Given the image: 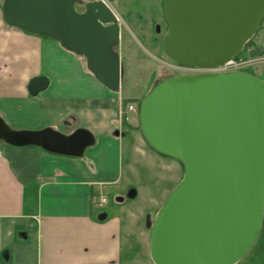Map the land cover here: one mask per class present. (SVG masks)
Listing matches in <instances>:
<instances>
[{
    "label": "water",
    "instance_id": "95a60500",
    "mask_svg": "<svg viewBox=\"0 0 264 264\" xmlns=\"http://www.w3.org/2000/svg\"><path fill=\"white\" fill-rule=\"evenodd\" d=\"M164 10V53L195 68L240 55L264 21V0H165ZM3 18L11 27L59 42L83 57L105 87L121 90V22L105 0H5ZM49 85L46 76L35 77L29 94L37 97ZM140 124L156 152L184 166L183 179L149 224L153 262L242 261L264 226V81L247 72L170 76L142 101ZM0 141L82 158L96 137L85 128L71 134L52 127L17 130L0 117ZM136 194L131 190L128 197Z\"/></svg>",
    "mask_w": 264,
    "mask_h": 264
},
{
    "label": "crops",
    "instance_id": "0c3cea01",
    "mask_svg": "<svg viewBox=\"0 0 264 264\" xmlns=\"http://www.w3.org/2000/svg\"><path fill=\"white\" fill-rule=\"evenodd\" d=\"M4 3L0 0V117L17 130L52 127L71 134L85 128L96 143L75 158L0 141V264H128L124 249L131 230L116 212L101 210L99 195L118 186L125 158L133 159L131 171L137 154L152 166L161 162L174 171L176 185L184 166L149 145L138 119L134 123L129 116L127 128L123 125L121 92L98 81L83 57L9 26ZM260 32L264 56V23ZM38 76L50 85L32 97L28 85ZM127 197L121 194L117 202Z\"/></svg>",
    "mask_w": 264,
    "mask_h": 264
},
{
    "label": "rangeland",
    "instance_id": "374dc122",
    "mask_svg": "<svg viewBox=\"0 0 264 264\" xmlns=\"http://www.w3.org/2000/svg\"><path fill=\"white\" fill-rule=\"evenodd\" d=\"M90 1L95 0H84V3ZM105 1L121 13V40L116 52L124 67V77L119 91L123 97L122 109L125 99L135 101L138 106L142 104L155 85L167 76L190 74L188 69L169 59L163 51L162 37L168 34L166 22L163 20V0ZM79 9L83 10V6H79ZM156 24L163 28V33L157 41L154 34ZM261 36L260 32L240 56L244 59H259L260 62L250 67L247 73L264 81V56L260 52ZM130 117L134 123L138 119L137 125L141 126L140 109L139 113L131 114ZM128 160L125 158L124 174L118 188H109L106 193L109 204L101 210L105 209L111 214L116 212L124 219L125 230L126 227L131 230L124 249L128 264H155L150 254L149 224L155 222L162 206L179 183L176 185L174 171L167 170L159 161H155V165L152 166L141 154H137L134 159L136 162L133 163L134 170L131 171L129 166L132 165L133 159L130 163ZM127 189L135 190L137 196L127 197L123 203H118L117 196L128 195ZM134 221L135 227L132 224ZM238 264H264V226L253 249Z\"/></svg>",
    "mask_w": 264,
    "mask_h": 264
},
{
    "label": "built area",
    "instance_id": "2783aa9c",
    "mask_svg": "<svg viewBox=\"0 0 264 264\" xmlns=\"http://www.w3.org/2000/svg\"><path fill=\"white\" fill-rule=\"evenodd\" d=\"M259 59H244V58H233L224 64L216 67H208V68H186L190 71V74H204V73H230V72H247V70L259 63ZM185 68V67H183ZM139 113V106L136 102L128 103L121 110V118L126 117V120H129V116L131 114ZM109 203V198L106 194L101 193L99 195V201L97 205L99 207H104Z\"/></svg>",
    "mask_w": 264,
    "mask_h": 264
},
{
    "label": "flooded vegetation",
    "instance_id": "af4514ba",
    "mask_svg": "<svg viewBox=\"0 0 264 264\" xmlns=\"http://www.w3.org/2000/svg\"><path fill=\"white\" fill-rule=\"evenodd\" d=\"M162 6H163V12H164V14H163V20H164V22H166L167 32H168L169 31V26L167 24V20H166V17H165V10H164L165 0H163V5ZM162 33H163V28L159 24H156L155 27H154L155 41H157L159 39V36H161ZM165 36L166 35L164 34L163 37H162V40L165 38ZM179 66H182V65H179ZM182 67L191 68V67H187V66H182ZM168 77H170V76H167L165 79H167ZM165 79H162L161 81H163Z\"/></svg>",
    "mask_w": 264,
    "mask_h": 264
},
{
    "label": "trees",
    "instance_id": "16d2710c",
    "mask_svg": "<svg viewBox=\"0 0 264 264\" xmlns=\"http://www.w3.org/2000/svg\"><path fill=\"white\" fill-rule=\"evenodd\" d=\"M263 23H264V21H263ZM263 23L261 24V26L263 25ZM261 26L259 27V29H258L257 33L254 35V37L248 41V43L246 44V46H245V48H244L245 50H247V49L249 48V46L252 44L253 39L257 36L259 30L261 29ZM242 52H243V51H242ZM240 55H241V54H240ZM240 55H238L236 58H240V57H241ZM155 86H156V85H155ZM131 102H135V101H131V100H129V99H125V100L123 101V106L125 107L128 103H131ZM140 107H141V104L139 105V109H140ZM122 123H123V125L127 128V120H126V117L123 118V122H122ZM129 128H131V127H129ZM139 129L141 130V126L139 127Z\"/></svg>",
    "mask_w": 264,
    "mask_h": 264
}]
</instances>
